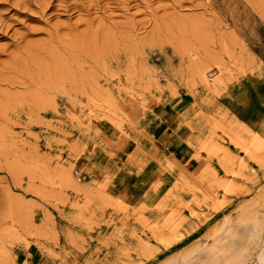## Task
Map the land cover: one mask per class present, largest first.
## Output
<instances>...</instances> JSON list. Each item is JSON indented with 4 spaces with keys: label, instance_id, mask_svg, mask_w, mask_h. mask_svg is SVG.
<instances>
[{
    "label": "rangeland",
    "instance_id": "374dc122",
    "mask_svg": "<svg viewBox=\"0 0 264 264\" xmlns=\"http://www.w3.org/2000/svg\"><path fill=\"white\" fill-rule=\"evenodd\" d=\"M236 107L264 136V0H0V264H264Z\"/></svg>",
    "mask_w": 264,
    "mask_h": 264
},
{
    "label": "bare ground",
    "instance_id": "6f19581e",
    "mask_svg": "<svg viewBox=\"0 0 264 264\" xmlns=\"http://www.w3.org/2000/svg\"><path fill=\"white\" fill-rule=\"evenodd\" d=\"M199 71V70H198ZM203 73V72H202ZM205 74V73H204ZM207 75V74H206ZM208 76V75H207ZM203 78V77H202ZM204 79V78H203ZM202 79V80H203ZM206 79V78H205ZM219 79V78H217ZM218 82V81H217ZM215 81V84L217 83ZM203 83V81H202ZM221 84V82H219ZM214 84V83H213ZM208 86V83H206ZM210 86V84H209ZM208 86V87H209ZM215 86V85H214ZM205 87V84H204ZM214 88V87H213ZM212 89V88H211ZM218 89V88H217ZM217 89L215 87V91L217 92ZM220 90V89H219ZM212 91V90H210ZM214 92V91H213ZM209 93V92H208ZM212 93V92H211ZM224 125L232 132V134L236 135V137L245 143L248 148L254 147V148H261L264 147V136L262 135L261 131L252 129L249 125L244 123L241 119L236 117L235 115L231 114L229 111L226 110V116L223 119ZM4 128V127H3ZM2 129V128H0ZM5 131V130H4ZM178 131V130H177ZM1 132V130H0ZM6 133V132H5ZM1 135V134H0ZM3 135V133H2ZM126 139H130L129 135L126 134ZM171 165V164H169ZM169 167V166H168ZM152 198H148L146 202L143 204L144 208L148 207L151 204ZM120 206L119 204H117ZM116 205V206H117Z\"/></svg>",
    "mask_w": 264,
    "mask_h": 264
},
{
    "label": "crops",
    "instance_id": "0c3cea01",
    "mask_svg": "<svg viewBox=\"0 0 264 264\" xmlns=\"http://www.w3.org/2000/svg\"><path fill=\"white\" fill-rule=\"evenodd\" d=\"M235 111L236 112L234 115L236 117H238L244 123H246L247 125L252 127L251 125L254 124L255 119H254V116L248 112V108L236 107ZM261 121L263 124L264 118ZM169 124H170V120L166 119V116L163 115L162 119H159L154 126L153 137H154L155 141H157V143H159L161 146L170 142V139L166 134V129L169 128ZM262 124H260V125H262ZM172 144H174V143L172 142ZM174 150H175V153H178L180 151V148H174ZM119 182L120 181L118 180L116 183H119ZM120 186H121L120 190H122L123 194L128 195L129 198H133L137 194V191L135 192V190H134V189H136V190L138 189V187L136 185L133 186L134 188L132 187L133 189L126 188V186H124L123 183H121Z\"/></svg>",
    "mask_w": 264,
    "mask_h": 264
}]
</instances>
